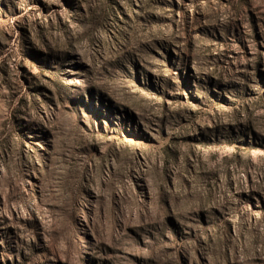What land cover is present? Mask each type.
Listing matches in <instances>:
<instances>
[{"label":"rangeland","instance_id":"rangeland-1","mask_svg":"<svg viewBox=\"0 0 264 264\" xmlns=\"http://www.w3.org/2000/svg\"><path fill=\"white\" fill-rule=\"evenodd\" d=\"M0 264H264V0H0Z\"/></svg>","mask_w":264,"mask_h":264},{"label":"trees","instance_id":"trees-1","mask_svg":"<svg viewBox=\"0 0 264 264\" xmlns=\"http://www.w3.org/2000/svg\"><path fill=\"white\" fill-rule=\"evenodd\" d=\"M72 180V179H71ZM74 180V179H73ZM82 179H77V180H75L76 181V184L78 185V184H80V181H81Z\"/></svg>","mask_w":264,"mask_h":264}]
</instances>
